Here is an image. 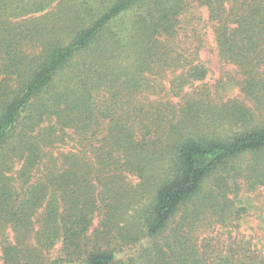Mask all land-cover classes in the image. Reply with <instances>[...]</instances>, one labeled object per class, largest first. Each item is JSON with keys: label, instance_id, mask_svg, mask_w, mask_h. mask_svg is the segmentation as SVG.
<instances>
[{"label": "trees", "instance_id": "1", "mask_svg": "<svg viewBox=\"0 0 264 264\" xmlns=\"http://www.w3.org/2000/svg\"><path fill=\"white\" fill-rule=\"evenodd\" d=\"M191 3L244 102L186 92ZM241 185L264 187V0H0L2 264H264L202 238Z\"/></svg>", "mask_w": 264, "mask_h": 264}, {"label": "rangeland", "instance_id": "2", "mask_svg": "<svg viewBox=\"0 0 264 264\" xmlns=\"http://www.w3.org/2000/svg\"><path fill=\"white\" fill-rule=\"evenodd\" d=\"M44 14V13H33ZM183 20L190 22L191 27L195 29L197 35L201 38L200 48L197 51V61L202 65L207 75L201 82L193 83V88H189L186 92H191L195 88L204 89L207 91L215 103L226 102L228 100H238L244 102V97L240 93L238 82L242 80L238 69L229 64H225L218 58V51L214 44L213 26L208 20V12L205 7H200L196 4H190V9L185 13ZM127 16L122 15L121 19ZM184 26V24H183ZM171 76H166L164 86L167 88ZM154 98V97H153ZM178 99H173L176 104ZM209 117H207L208 119ZM208 133H217L220 136L231 137L234 129L230 127L216 128ZM72 146V145H71ZM69 146L62 147V151H68ZM219 174H223L219 171ZM216 175H212L205 179L203 182L202 190L205 192L207 189L214 185ZM233 199L232 208L240 209V219L232 223L220 225L219 223L213 224L212 228L207 230L202 236L206 238L210 235L214 237L216 242H220L222 246L228 247L232 243L241 244V240L250 241L252 247L256 250L257 254L264 255V187H256L253 190H247L241 185L240 191L237 196L229 195ZM147 205V204H146ZM179 213V212H178ZM179 214H177L178 218ZM97 226V221L93 222L92 228ZM0 264L2 261L0 259Z\"/></svg>", "mask_w": 264, "mask_h": 264}]
</instances>
